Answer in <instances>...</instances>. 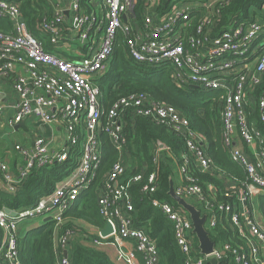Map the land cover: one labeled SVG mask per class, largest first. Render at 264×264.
Returning <instances> with one entry per match:
<instances>
[{
	"label": "built area",
	"instance_id": "built-area-1",
	"mask_svg": "<svg viewBox=\"0 0 264 264\" xmlns=\"http://www.w3.org/2000/svg\"><path fill=\"white\" fill-rule=\"evenodd\" d=\"M46 1L51 14L35 23V31L47 38L48 46L29 31L19 4L0 0V21L10 25L9 29L0 28V119L10 110L6 122L10 129L31 117L42 126H59L64 143L61 150L52 151L51 140L38 136L32 149L15 146L24 158L17 175L0 155L6 192L16 193L33 170L64 163L77 149L80 155L70 176L52 194L34 206L11 210L15 216L0 210V264H22L19 226L36 220L42 225L47 218L55 224L57 264H72L70 233L59 234L62 216L95 180L101 164L102 134L119 158L104 176L97 199L99 214L113 231L101 238V229H96L99 240L94 244L111 241L118 248L130 244L132 248L125 250L128 264H138V256L142 264H160L156 241L134 225L129 194L132 183H141L144 195L156 194L157 170L147 172L148 165H143L127 175L129 170L121 161L137 118H147L183 138L185 153L180 155V163L173 160L179 175L173 185L175 195L206 216L209 234L228 218L240 241L222 247L215 244L214 253L203 256L186 211L152 199V206L172 225L183 263L209 264L215 259L218 264H264V220L258 207V199L264 196V133L249 120L257 110L258 121L264 126V5L257 17L217 29L214 17L218 18L219 7L226 0L186 2V8L185 2H179L163 15L156 12L158 0H145L140 24L135 20L138 0ZM118 35L135 62L169 67L170 79L178 88L216 92L209 98L222 104V143L245 179L228 177L213 163L202 137L174 107L144 93H132L108 108L103 106L95 80L107 72ZM5 80H12L10 95L2 91ZM238 140L243 148L236 144ZM161 151H153L151 161L156 168ZM191 168L233 181L234 187L222 192L223 200L218 201L214 186L208 184L204 190Z\"/></svg>",
	"mask_w": 264,
	"mask_h": 264
},
{
	"label": "trees",
	"instance_id": "trees-1",
	"mask_svg": "<svg viewBox=\"0 0 264 264\" xmlns=\"http://www.w3.org/2000/svg\"><path fill=\"white\" fill-rule=\"evenodd\" d=\"M6 1L20 5L29 31L48 46L47 38L35 31V23L44 16L51 14V7L47 1ZM206 1L158 0L156 12L163 15L179 2ZM144 2L145 0H138V5L135 8V20L139 24L141 22L140 12ZM262 5H264V0H226L219 7L220 14L218 18L214 17V20H216L214 25H217V29L219 27L225 28L235 21L240 22L257 17ZM9 26V23L0 21V28L9 29ZM122 41V36L118 35L107 72L95 80V84L101 92L103 106L108 108L117 99L132 93H144L156 102L174 107L189 121L191 129L202 137L204 147L207 148V155L213 163L228 177H236L238 180L245 179L242 169L230 161L222 143L220 124L222 104L217 100H212V98L208 97L207 99L197 90L190 91L178 88L170 79L169 67L147 66L135 62L126 53ZM249 120L253 121L256 127L264 133V126L258 121L257 110L251 113ZM100 139L102 144L100 168L90 188L81 193L74 204L63 213L62 220L64 223L60 226V235L79 232L74 223L77 221L85 222L96 229H102L105 226L99 214L97 202L99 186L119 156L105 135L102 134ZM158 143L165 145V149L160 153L162 157L158 168H156L152 165L151 160L154 149L159 148ZM128 149L131 158L137 161L139 169L143 165H148L147 172L157 170L159 182V190L153 196L144 195L141 192V183L130 185L129 194L130 202L134 207L132 213L134 225L137 228L144 229L148 236L156 241L160 264H184L183 255L174 241L172 225L151 204L152 199H157L167 201L178 207L168 193L172 177L171 163L173 160L180 163V155L185 153L183 138L147 118H137L134 125V134L129 137ZM79 155L80 152L77 149L64 163L33 170L28 178L19 184L18 190L14 194L0 189V210L19 211L34 206L40 198L52 194L57 185L67 179L75 169ZM190 173L199 179L203 189L205 183L214 184L218 189L217 200H223L221 194L224 188L217 178L210 174H202L196 168H191ZM130 174V172L127 173V175ZM258 207L264 220V196L258 199ZM54 230V222L48 221L19 239L18 248L22 264H57L53 248ZM80 234L86 233L81 232ZM87 239V241H95L99 240V237L90 236ZM210 239L216 246L220 247L224 244L234 245L240 242L237 232L232 228L228 218L218 223L214 232L210 234ZM69 253L72 264H113L106 254L84 246L79 241L72 243ZM138 260L141 262L139 256Z\"/></svg>",
	"mask_w": 264,
	"mask_h": 264
},
{
	"label": "crops",
	"instance_id": "crops-1",
	"mask_svg": "<svg viewBox=\"0 0 264 264\" xmlns=\"http://www.w3.org/2000/svg\"><path fill=\"white\" fill-rule=\"evenodd\" d=\"M16 71H19L18 68ZM16 72L13 74V77H15ZM11 82L12 80H5L2 86V91L5 94L10 95L11 94ZM11 111L6 110L4 117L0 119V155L4 158V160L7 162V165L9 167V170L11 173L17 175V172L19 170V167L22 166L24 163V158L19 154L14 148L15 146H21L26 149H32L34 144V139L38 136L45 137L48 140H51L50 148L52 151L61 150L64 143V136H63V129L59 126H55L53 128H49L48 126H42L38 123V121L31 117L26 120H24V127H21L19 129H10L6 122L7 119L11 116ZM17 133L20 134V140H12V134ZM240 146V148H243L241 143H236ZM206 148V147H205ZM207 149V148H206ZM132 164H131V161ZM121 161L126 165L129 172L135 171V168L138 167L137 161L133 158H131L128 152L121 156ZM172 167V182L173 185L177 184L179 181V175L177 167L178 165L175 164L173 161L171 163ZM222 185H223V192L229 188L234 187L233 181H230L228 179H217ZM210 183H205L204 186H207ZM214 186V184H213ZM6 185L2 182V176L0 174V189L6 191ZM216 198L218 197V189L216 186H214ZM24 222V221H23ZM22 222V223H23ZM21 223V224H22ZM77 226V231L79 232H71L70 233V243H74L75 241H79V243L83 244L84 246H88L91 248L96 249L97 251H100L108 256L110 261L113 264H128L127 258L125 256V250L131 249L132 246L130 244H124L123 248H118L117 245H115L111 241L107 242H99V244H94V241H87V238H90V236H96L97 230L94 227L89 226L85 222L77 221L74 222ZM41 225L40 222H31L25 225V230H27L24 234L20 235V238H23L28 234V232L32 231L33 229L39 228ZM90 229L89 235L83 230V229ZM22 230V229H21ZM81 232H84L86 234H80ZM138 264H141L139 261Z\"/></svg>",
	"mask_w": 264,
	"mask_h": 264
},
{
	"label": "water",
	"instance_id": "water-1",
	"mask_svg": "<svg viewBox=\"0 0 264 264\" xmlns=\"http://www.w3.org/2000/svg\"><path fill=\"white\" fill-rule=\"evenodd\" d=\"M123 20L125 21V16H123ZM2 98V94H0V99ZM24 127V122L19 123L15 126V130ZM159 149L164 150L165 145L158 143ZM169 197L174 201V203L181 207L186 213L189 215L190 220L192 221L193 233L197 238L199 250L201 255L203 256H211L214 253L215 243L211 241L209 232L205 229L206 216L201 215L200 211H198L194 205L186 202L184 199L178 197L174 193V186L172 180L169 183ZM5 212L10 216H15V213L9 209H5ZM51 221L50 218H47L45 222ZM112 226L110 223H106L103 229L100 230V237L106 238L112 234ZM209 264H218L215 259H211Z\"/></svg>",
	"mask_w": 264,
	"mask_h": 264
},
{
	"label": "rangeland",
	"instance_id": "rangeland-1",
	"mask_svg": "<svg viewBox=\"0 0 264 264\" xmlns=\"http://www.w3.org/2000/svg\"><path fill=\"white\" fill-rule=\"evenodd\" d=\"M186 6H187V3H184V5H183V8H186ZM68 45H69V43L67 42L66 44H65V46L66 47H68ZM57 53V52H56ZM56 55H58L59 57H61V58H67L66 57V55H64V54H62V53H57ZM200 92L204 95V96H206V98L208 99V97H210L211 95H214L216 92H213V91H211V92H207V91H203V90H200ZM206 99V100H207ZM20 134H17V133H14V134H12V140L13 141H15V140H20V136H19ZM261 216H262V214H261ZM31 222H41V220H36V221H24L20 226H19V234L20 235H22V234H24L27 230H25L26 228H25V225H27L28 223H31ZM22 229V230H21ZM88 235H89V232H90V229L89 228H87V229H83Z\"/></svg>",
	"mask_w": 264,
	"mask_h": 264
}]
</instances>
